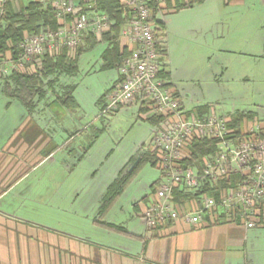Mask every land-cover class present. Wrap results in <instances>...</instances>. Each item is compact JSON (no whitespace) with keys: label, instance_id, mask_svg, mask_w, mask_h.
Masks as SVG:
<instances>
[{"label":"crops","instance_id":"0c3cea01","mask_svg":"<svg viewBox=\"0 0 264 264\" xmlns=\"http://www.w3.org/2000/svg\"><path fill=\"white\" fill-rule=\"evenodd\" d=\"M206 1H194L178 9L168 8L161 13L177 14L172 19L171 28L162 20L165 25V54L162 57L161 71L166 74L165 80L180 98L182 106L193 114H201L203 107L208 109L216 91H225L229 86L246 87L258 80L264 81V37L259 35L256 39L236 38L233 35V26L229 24V20L226 21L233 10L229 7L245 6V0H225L224 13L220 16L224 19L214 23L200 16L203 10L201 6ZM256 1L262 5L261 12L264 13V0ZM27 2L17 0L14 5L19 7ZM120 41L129 50L133 48L125 39L120 37ZM84 52L79 58L78 72L62 76L55 90L50 88L46 97L37 102L33 111L20 101L8 98L0 85L1 98L5 102L3 112H10L6 113L7 121L0 123L3 124L0 126V264H60V252L67 253V260L63 264H264V208L262 215H257L254 227L246 226L241 218L231 221L225 215H204L205 220L197 224L175 220L149 229L142 213L152 200H149V195L154 196L153 185L161 175L153 182L151 179L147 180L141 196L131 202L134 215L122 213L124 207L120 204L125 191L116 197L105 213L95 220L100 224L101 231L97 239H92L88 233L83 234L85 236L64 234L42 228H28L16 223L18 218L13 215H19L15 209L25 203V196L34 193L38 198L35 204H42L45 203L44 197H52L53 193L60 194L59 189L67 183L68 176L58 178L56 173L59 166H50L48 161L65 146V143L62 146L53 144L58 139L59 121L65 120L70 124L77 119L71 116L72 112L68 115V111H62L65 110L64 106L70 105L57 100V92L63 87L71 89L75 98L72 105L80 106L78 90L81 85H86L85 91L92 92L93 97L96 96L100 109L106 98L100 101L102 95L109 94L121 77L118 68L114 73L107 72L110 69L102 68L103 52L98 59L87 57L82 69L80 61ZM235 52L240 53L238 57L243 58H238V63H235L234 57L228 56ZM94 68L97 73L89 75ZM80 69L83 72L81 82L70 81L71 78H76ZM218 77L223 80H218ZM204 87L215 93H205ZM257 90L264 95V86ZM84 97L83 93L82 98ZM187 105L197 107V110H189ZM143 107V103L135 99L114 111L118 114L124 109L136 108L138 118L146 120L148 112H144ZM211 107L204 114L215 112L214 107ZM11 109L15 111L12 113ZM243 111L254 114L257 119L245 117L241 123V132H245L255 121L264 125V115L261 116L253 110L237 109L223 116L233 120L237 113ZM85 120L84 117L78 119L83 124ZM98 120L95 117L93 123ZM86 125L88 122L79 130V134L90 126ZM61 128L64 132L68 131L65 127ZM152 130L151 125V135ZM143 146L144 143L137 149L140 150ZM133 157L127 156L126 163L116 170L114 179ZM38 168L41 171L40 178L28 181L29 173ZM49 177V180H45ZM31 189L35 191L30 192ZM149 190L150 193L146 195ZM99 197L101 198L96 200L97 215L104 196ZM180 198L189 203V196L181 195ZM189 206H192L191 202ZM99 221L120 225L121 229L109 228ZM74 255H81L82 260L74 259Z\"/></svg>","mask_w":264,"mask_h":264},{"label":"built area","instance_id":"2783aa9c","mask_svg":"<svg viewBox=\"0 0 264 264\" xmlns=\"http://www.w3.org/2000/svg\"><path fill=\"white\" fill-rule=\"evenodd\" d=\"M8 1L11 0H0V19ZM34 1L51 4L58 26L27 34L20 42L17 56L3 61L4 74L26 69L47 51L65 47L74 50L86 37L101 36L113 24L99 0ZM185 1L121 0L129 15L120 37L133 48L119 68L122 80L105 98L101 113L139 99L149 109L147 116L162 117L151 135L162 177L142 213L149 229L175 220L197 224L205 220L204 215H225L231 221L241 218L246 226L254 227L264 208V125L255 121L245 132L236 134L226 116L215 112L190 113L160 75L162 58L154 33L153 12L157 10L161 15L169 8L168 3L175 6ZM195 137L215 138L219 147L201 164L185 165L183 160L190 155L188 145ZM234 175L235 180L231 179ZM226 178L227 185H221L220 180ZM181 195L189 196V203Z\"/></svg>","mask_w":264,"mask_h":264},{"label":"rangeland","instance_id":"374dc122","mask_svg":"<svg viewBox=\"0 0 264 264\" xmlns=\"http://www.w3.org/2000/svg\"><path fill=\"white\" fill-rule=\"evenodd\" d=\"M22 2H27V0H22ZM244 3H237V5H245L242 7H235L234 5L229 7L230 10H233L228 14L227 20H225H229V24L231 23L230 25L233 26V35L236 38L250 37L256 39L259 35L264 37V13L261 12L262 5L257 3L256 0H245ZM246 6L251 7L248 8ZM201 7L205 11L204 13L202 10L200 13V16L204 20L214 23L217 20V22H221L219 19H224L220 16L224 13L225 0H207ZM210 9H215V11H211ZM210 12L213 14L209 15ZM174 15L177 14L166 13L161 14L159 18L165 21L168 27L171 28ZM105 47L106 44L101 43L95 48L86 50L80 61L81 68L85 67L84 64L87 57H96L98 59ZM6 55V57L1 58L0 70L3 67V61L11 56L9 52ZM228 56L234 57L235 63H238L239 59L243 60L242 57H238L240 53L235 52V54ZM82 69H80L81 71L77 74L76 78H71L70 81L81 82V78L83 77ZM116 70V68H113L107 72L114 73ZM96 73L97 70L94 68L89 75ZM99 77L101 76L99 75ZM219 79L223 80V78L218 77ZM1 83L2 80L0 78V85ZM261 86H264L263 80H258L256 83L246 87L236 86L234 88V86H229L227 90L216 91L217 93L212 89L208 90L204 87L205 93H215L212 96V103L209 105L208 110L210 111L211 106H213L215 113L219 116L226 115L228 112L232 113L237 109L253 110L263 116L264 95L258 93L257 90ZM85 90L86 85L79 87L80 106L72 104L64 106L65 110L62 111H68V115H71L70 112H72L73 115L71 116L77 120L70 124L65 122V120L59 121V125L57 126L58 139L56 138L53 144L57 143L59 146H62L65 143V146L60 153L48 161V165L50 166H59L56 173L58 178L62 179L63 176H68V179H66L67 183L59 189L60 194L53 193L52 197H44L43 202L45 203L42 204H35L38 202V198L35 197L34 193H29L25 196V203L15 209L19 215H13L18 218L16 223L19 225H24L28 228L59 231L64 234L83 235L88 233L92 239L99 238L101 232L99 230L100 224L96 223L95 220L99 219V215L101 214L97 215L96 213V200L101 198L99 197L100 195H105L108 186L114 180L116 170L126 163L127 156L133 155V162L139 152L145 153L149 149L151 124L146 120L138 118L136 108L124 109L118 114H115V111H108L102 114L101 108L99 109L97 104L96 96L93 97L92 92L88 93ZM83 93L84 99L82 98ZM1 97L0 94V123L7 121L6 117L8 115L6 113H10L6 112L4 114L2 108L5 102ZM186 108L197 110V107H190L188 105ZM14 111L11 109L12 113ZM13 115L16 116V114ZM82 117L86 119L85 124L88 122L90 126L86 125L88 127L85 132L79 134V130L85 125L78 121ZM95 117L99 119L97 123H93ZM89 119L91 120L89 121ZM2 125L0 124L1 127ZM61 127L67 128L70 133L68 131L64 132ZM72 132L73 134H71ZM142 143H144L143 148L141 150L137 149ZM83 150L86 151L85 154ZM131 163L127 164L124 169L128 168ZM40 172L39 168L37 170L33 169L29 173L28 181L40 178ZM137 174V177L131 180L124 189L125 192L123 191L124 193H122L123 198H121L120 205L124 207L122 212L124 215L135 214L131 202H135L134 199L141 196L145 182L149 179L153 182L161 175V170L153 166L150 161H146ZM49 179L50 177L45 180ZM33 191L35 189H31L30 192ZM149 193L150 190L146 195ZM152 196L149 195V200L152 199ZM69 255L71 256L72 254L69 253ZM66 256V252H60V264H63V261L67 260ZM74 259L82 260V256L74 255Z\"/></svg>","mask_w":264,"mask_h":264},{"label":"trees","instance_id":"16d2710c","mask_svg":"<svg viewBox=\"0 0 264 264\" xmlns=\"http://www.w3.org/2000/svg\"><path fill=\"white\" fill-rule=\"evenodd\" d=\"M82 1L83 0H78V2L81 3ZM194 1L200 0H188L181 4L177 3L175 6L168 3V6L169 8L178 9L192 4ZM14 4L15 1H8L4 15L0 19V64L2 60L1 58L4 56L6 57L8 52L12 57L17 56L20 42L27 34L38 33L46 30L48 27L56 28L58 26V21L51 4L43 5L34 0H29L27 3L21 4L19 7ZM99 5L113 20V24L109 31L103 33L101 36L91 35L86 37L74 50L65 47L58 51H47L38 57V60L30 64L26 69L12 70L7 74H4L2 70H0V78L2 80L1 88L3 93L8 98L20 101L30 111H33L37 102L46 97L48 90L50 88L54 89L55 86L60 83L62 76L73 75L78 72L79 58L81 54L85 50L95 48L101 43L107 44V47L102 53V68L119 69L123 64L124 59L131 53V50H129L127 46H122L120 41L121 30L129 15L128 8L121 2V0H99ZM159 16L158 11L155 10L153 12L154 33L157 48L162 58L165 54L163 40L165 36V25L164 22L159 19ZM160 75L165 79L166 74L164 72L161 71ZM121 80L122 75L119 78V81ZM63 89L60 92H57V100L65 105L74 104L75 98L71 93V89H68L67 87H63ZM107 95L108 93L102 95L100 101L102 99L104 100ZM143 111L148 112V107L144 105ZM205 111L208 112L209 110L203 107L200 110V113L204 114ZM245 117L252 118L254 117V114L245 111L239 112L234 116L233 120L229 121V127L233 129L234 133H242L241 123ZM160 119H162V117L155 114L146 118L152 126L158 124ZM256 119L257 118H255V120ZM218 147L219 141L215 138L195 137L188 145L190 155L183 161L185 165L201 164L204 157L215 153ZM146 161H150L153 166L158 168L159 158L156 149H154L152 139L148 151L145 153L139 152L134 161L132 162L131 160L128 163L129 165L132 162L131 165L128 168L123 169L108 186L99 210L101 215L105 213L114 199L124 191L126 186L137 175L139 169ZM161 177L162 176H160V179L153 185L154 191L160 184ZM236 177L237 176L234 175L231 179L235 180ZM226 180L227 178L220 180L221 185H227ZM206 189L213 193L210 188ZM99 222L109 228L121 229L120 225L105 221Z\"/></svg>","mask_w":264,"mask_h":264}]
</instances>
